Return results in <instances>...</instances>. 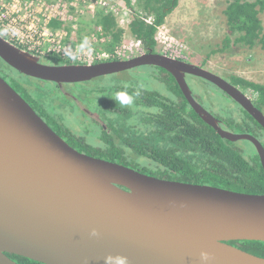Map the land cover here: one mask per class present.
Returning a JSON list of instances; mask_svg holds the SVG:
<instances>
[{"label": "water", "instance_id": "95a60500", "mask_svg": "<svg viewBox=\"0 0 264 264\" xmlns=\"http://www.w3.org/2000/svg\"><path fill=\"white\" fill-rule=\"evenodd\" d=\"M0 57L26 75L69 83L161 67L221 137L251 141L264 168L262 142L223 128L195 99L186 75L216 85L263 127L264 113L245 91L205 67L152 51L50 64L1 34ZM232 240L264 242V193L164 179L80 152L0 76V264H19L7 253L44 264H264V257L229 244ZM202 252L208 260L201 259Z\"/></svg>", "mask_w": 264, "mask_h": 264}, {"label": "trees", "instance_id": "16d2710c", "mask_svg": "<svg viewBox=\"0 0 264 264\" xmlns=\"http://www.w3.org/2000/svg\"><path fill=\"white\" fill-rule=\"evenodd\" d=\"M134 11L130 24L131 34L142 41L146 51L160 52L156 33L166 17L178 6L180 0H121ZM153 15L154 22H146L140 12ZM230 36L239 34L236 41L253 48L264 47L263 24L260 14L264 12V0H230L224 10ZM102 24L111 36L109 48L122 39L124 33L116 17L98 10L92 25ZM55 26L58 23L54 24ZM50 63H73L57 55L44 57ZM157 79L164 81L169 94L158 89L129 87L139 90L144 98L141 104H133L122 118L109 128H103L105 143L90 155L116 161L143 173L156 177L190 183L214 185L246 193H264V168L255 145H241L221 137L191 107L173 75L158 66H150ZM166 73V75H162ZM229 81L242 90L252 91L256 106L264 113V83L247 79L241 75H230ZM216 86V85H215ZM124 86L108 83L101 86L115 93ZM217 87V86H216ZM137 99V98H136ZM113 102L116 103L115 100ZM240 116L224 117L223 128L249 133L264 145V127L245 109ZM108 132H110L108 134ZM229 244L264 257V242L257 240H232ZM19 264H44L17 254L7 253Z\"/></svg>", "mask_w": 264, "mask_h": 264}, {"label": "rangeland", "instance_id": "374dc122", "mask_svg": "<svg viewBox=\"0 0 264 264\" xmlns=\"http://www.w3.org/2000/svg\"><path fill=\"white\" fill-rule=\"evenodd\" d=\"M229 1L180 0L178 6L166 17L161 26L164 36L160 38L165 42L158 40V47L163 53L193 62L228 80L230 75L236 74L264 83V47L257 44L250 48L240 41H236L239 34L231 35V41L228 45L226 44L225 38L229 34V30L224 10ZM133 2L135 4L136 0ZM121 4V10L127 11L126 15L124 11L122 14L124 13L127 18L133 17L137 7L133 10L124 5L122 1ZM140 13H142L140 15H146L143 11ZM260 18L264 33V12L260 14ZM92 20L93 18L88 15L82 18L81 25L85 27H82L81 33L87 34L88 30L92 28H90ZM118 44L126 45V58L143 52V48L136 47L134 36L126 30ZM129 47L132 49L129 50ZM9 70L13 77L19 81L41 85L44 89H54L52 83L36 81L12 68ZM152 71L150 66H139L113 75L95 78L89 83L77 85L76 88L84 90L87 85L93 88L103 81L131 79L130 81L137 82L144 87L167 90L163 82L153 79L150 75ZM186 79L196 98L215 115L229 117L233 115L232 112L235 108L241 109L239 104L205 79L191 74H187ZM86 103L89 104L88 101ZM64 109L73 110L70 107ZM240 144H246L249 147V144L243 140H240Z\"/></svg>", "mask_w": 264, "mask_h": 264}, {"label": "built area", "instance_id": "2783aa9c", "mask_svg": "<svg viewBox=\"0 0 264 264\" xmlns=\"http://www.w3.org/2000/svg\"><path fill=\"white\" fill-rule=\"evenodd\" d=\"M121 5V0H0V34L32 53L46 57L57 55L72 62L126 58V45L108 47L111 36L102 24L90 26L87 34L81 33L82 18L86 15L94 18L98 10L113 14L119 26L130 32L133 17H125L127 11L121 10ZM142 18L150 24L154 22L153 15H142ZM158 30L156 39L165 42L160 38L164 36L161 26ZM85 36L90 39L91 53L80 50ZM134 40L136 47L142 49V41L135 37Z\"/></svg>", "mask_w": 264, "mask_h": 264}, {"label": "flooded vegetation", "instance_id": "af4514ba", "mask_svg": "<svg viewBox=\"0 0 264 264\" xmlns=\"http://www.w3.org/2000/svg\"><path fill=\"white\" fill-rule=\"evenodd\" d=\"M143 52H148V51H146V49L143 48ZM160 53L163 52L160 51ZM44 57L46 56H41V60L43 62L50 63ZM118 59H127V58L113 57L97 62L118 60ZM50 64H57V63H50ZM61 64H81V63L68 62ZM145 66H153V65H145ZM8 68L9 69L12 68L17 72L26 75L20 72L19 70H17L16 68L12 67L11 65H9L0 57V76L3 77L33 107V109L43 118V120L57 134H59L72 147L84 153L95 152L94 149L101 148L100 146L105 143V136H103L104 134L102 133L103 128L104 129L109 128L110 131V127L113 126L116 122H118L116 121V118H122L123 120L124 112L125 111L128 112L130 107H134V105L127 107L113 102V99L110 98V97H114L112 91L107 89L102 90L101 86L115 82V83H119L120 86L127 85L133 88H135L134 86L141 87V85L137 84V82L130 81L131 79H122L119 81H115V80L103 81L102 83H100V85L94 86L93 88H90L91 86L87 85L86 88L83 90V89H77L76 86L80 84L89 83V81L73 82V83L55 82V81L43 80L40 78L26 75L36 81L49 82L54 84L53 85L54 89L49 90V89H44V87L41 85L29 84L27 82L17 80V78L13 77V75L11 74L12 72L10 73V70ZM167 73L169 72L167 71ZM113 74H108V75H113ZM150 75L153 77V79L160 81L155 77L154 74H150ZM162 75H166V73H162ZM101 77L103 76L96 78H101ZM161 82H163V84L166 85L164 81ZM141 88L148 90L156 89V87L148 88L144 86ZM161 91L164 94H169L168 89ZM222 92L225 93L232 100H234L226 92L224 91ZM245 92L248 94L252 102L255 104L254 102L255 97L252 91L245 90ZM91 96L93 97L90 98ZM194 97L197 101H199L195 95ZM142 100H144V98L140 95L135 100L136 102L135 104L138 105L141 104ZM87 101L89 102V104L86 103ZM235 102L239 104L237 101ZM239 106L240 108L242 107L240 104ZM66 107H70L73 110L64 109ZM242 113H243L242 109H238V108L237 109L235 108L234 111L232 112V114L237 117L240 116ZM215 116L221 120V124H222L224 117L217 115ZM110 132H108V134Z\"/></svg>", "mask_w": 264, "mask_h": 264}, {"label": "clouds", "instance_id": "9594fccd", "mask_svg": "<svg viewBox=\"0 0 264 264\" xmlns=\"http://www.w3.org/2000/svg\"><path fill=\"white\" fill-rule=\"evenodd\" d=\"M87 50V52L91 53L92 52V47H91V42H90V39L85 36L83 38V42L80 46V50L81 51H84V50ZM140 96V91L137 89V90H133V91H129L128 90V86L127 85H124L123 89L122 90H119L115 93L114 97H110L111 99L115 100L116 103L122 105V106H132L134 103H135V100L137 97ZM93 235H96L95 231H93L92 233ZM111 257L108 258V260H110ZM201 259L202 260H208L209 257H208V254L207 253H204L202 252L201 253Z\"/></svg>", "mask_w": 264, "mask_h": 264}]
</instances>
